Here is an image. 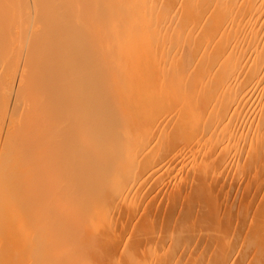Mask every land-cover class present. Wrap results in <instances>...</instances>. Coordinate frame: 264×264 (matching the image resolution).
<instances>
[{
  "label": "bare ground",
  "instance_id": "1",
  "mask_svg": "<svg viewBox=\"0 0 264 264\" xmlns=\"http://www.w3.org/2000/svg\"><path fill=\"white\" fill-rule=\"evenodd\" d=\"M0 264H264V0H0Z\"/></svg>",
  "mask_w": 264,
  "mask_h": 264
}]
</instances>
